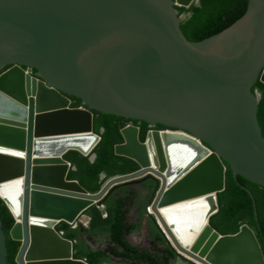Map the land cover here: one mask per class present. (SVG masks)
I'll list each match as a JSON object with an SVG mask.
<instances>
[{"label":"water","instance_id":"water-1","mask_svg":"<svg viewBox=\"0 0 264 264\" xmlns=\"http://www.w3.org/2000/svg\"><path fill=\"white\" fill-rule=\"evenodd\" d=\"M199 3L0 0V199L15 219L17 264H90L74 257V242L57 225L86 230V210L95 205L106 215L110 194L139 185L154 196L148 212L180 264H264L252 227L221 234L210 222L226 189V164L235 178L264 187L253 91L264 84V0H249L233 25L194 42L176 8ZM71 98L82 106L73 108ZM94 111L165 129L141 142L140 128L126 125L114 151L139 170L103 175L100 191L90 193L68 179L65 155L95 160ZM0 264H9L1 216Z\"/></svg>","mask_w":264,"mask_h":264},{"label":"trees","instance_id":"trees-1","mask_svg":"<svg viewBox=\"0 0 264 264\" xmlns=\"http://www.w3.org/2000/svg\"><path fill=\"white\" fill-rule=\"evenodd\" d=\"M249 0H200L199 5L192 4L189 8L177 7L178 15L184 16L181 30L190 41H201L229 28L247 11ZM36 74V71L33 70ZM253 91L260 96L258 119L264 136V84L257 82ZM72 99V107L79 108L82 101ZM128 124L140 128L139 138L144 142L149 132V124L138 120H127L122 117L94 111L93 130L101 137L94 150L95 160L78 151H69L65 159L71 163L69 180H75L90 193H97L102 188L103 179L123 176L139 170V165L132 159L115 154V146L123 143L121 130ZM163 126L158 125L157 130ZM227 166L226 189L218 194L219 210L211 216L210 222L221 234L236 233L243 224L253 228L264 252V187L257 185L241 176L235 178ZM122 186L110 194L104 201L106 215L97 206L85 211L89 217L86 230L67 222H60L57 229L74 242V257L85 259L90 264H176L179 254L171 245L155 218L148 212L154 200L148 201L138 209L135 221H129V212L133 207L134 191H123ZM253 198H252V196ZM255 208L257 215L255 213ZM0 216L3 229L7 234L8 262L15 261L20 241L10 236L15 219L4 202L0 199ZM144 217H147L149 248L132 244L128 235L138 231ZM91 235L99 243L94 247L86 238ZM105 240L106 245L101 242ZM194 264V263H186Z\"/></svg>","mask_w":264,"mask_h":264},{"label":"rangeland","instance_id":"rangeland-1","mask_svg":"<svg viewBox=\"0 0 264 264\" xmlns=\"http://www.w3.org/2000/svg\"><path fill=\"white\" fill-rule=\"evenodd\" d=\"M138 215L139 214L136 213V212H131L129 214V219H131L132 221H135V220H137ZM83 221H85V218H83ZM129 241L132 244L134 243L135 245H139V246L144 247V248H149L150 247L149 234H148V222H147L145 217H144V219L142 221L140 229L137 232L132 233L130 235ZM101 245L102 246L106 245L105 240H103L101 242ZM121 264H126V263H121ZM176 264H180V263L177 262Z\"/></svg>","mask_w":264,"mask_h":264},{"label":"crops","instance_id":"crops-1","mask_svg":"<svg viewBox=\"0 0 264 264\" xmlns=\"http://www.w3.org/2000/svg\"><path fill=\"white\" fill-rule=\"evenodd\" d=\"M130 190V187H126V189H124V190H120L118 193H123V191H126V192H128ZM135 195L133 196V207L131 208V210H130V212H129V214L131 213V212H136V213H138V209H139V207L141 206V205H143V204H145L147 201H148V199L150 198V195H147L146 193H144V191H143V187L141 186V185H139V186H137L136 188H135ZM146 218V220H147V217H145ZM129 221H132L131 219H129ZM135 232H137V231H135ZM135 232H132V233H135ZM132 233H130L129 235H128V239L130 238V235L132 234ZM95 242H96V245L94 246V247H97L98 246V242L96 241V239H95ZM134 244V243H133Z\"/></svg>","mask_w":264,"mask_h":264},{"label":"bare ground","instance_id":"bare-ground-1","mask_svg":"<svg viewBox=\"0 0 264 264\" xmlns=\"http://www.w3.org/2000/svg\"><path fill=\"white\" fill-rule=\"evenodd\" d=\"M91 142H92V139H88V140H86V141H82V142H80V144L82 145V146H84V147H87V146H89L90 144H91ZM66 143H69V141H67ZM155 153H156V148H155ZM84 222V221H83Z\"/></svg>","mask_w":264,"mask_h":264},{"label":"flooded vegetation","instance_id":"flooded-vegetation-1","mask_svg":"<svg viewBox=\"0 0 264 264\" xmlns=\"http://www.w3.org/2000/svg\"><path fill=\"white\" fill-rule=\"evenodd\" d=\"M30 72L31 73H33V70H30ZM34 74V73H33ZM149 128H150V130L149 131H152V130H157L158 129V125H149ZM162 129H165L164 127L162 128ZM85 221H86V219H85ZM84 221V222H85Z\"/></svg>","mask_w":264,"mask_h":264},{"label":"built area","instance_id":"built-area-1","mask_svg":"<svg viewBox=\"0 0 264 264\" xmlns=\"http://www.w3.org/2000/svg\"><path fill=\"white\" fill-rule=\"evenodd\" d=\"M73 226H76L75 224H73Z\"/></svg>","mask_w":264,"mask_h":264}]
</instances>
